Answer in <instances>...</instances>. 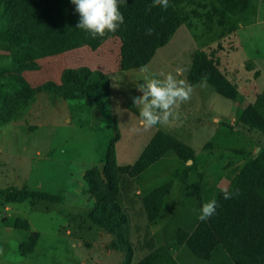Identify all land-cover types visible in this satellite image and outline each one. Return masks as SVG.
Instances as JSON below:
<instances>
[{
    "label": "rangeland",
    "instance_id": "374dc122",
    "mask_svg": "<svg viewBox=\"0 0 264 264\" xmlns=\"http://www.w3.org/2000/svg\"><path fill=\"white\" fill-rule=\"evenodd\" d=\"M204 12L200 9V18L180 26L150 62L138 69H117L119 42L110 40L97 50H72L40 61L36 71L22 72L32 87L48 81L59 84L65 69L88 68L107 75L114 119H103L91 99L67 106L59 99L54 104V99L39 95L36 103L41 104V115L26 125L0 126V194L10 188L29 192L10 194L13 203L5 202L7 191L0 195V264H122L124 253L113 249L115 237L94 228L88 220L93 202L85 176L91 168L103 170L104 152L113 142L116 166L132 167L158 131L191 147L196 163L192 167L191 161L182 162L170 152L134 178L122 172L118 175L116 191L128 221L131 264L161 245L169 249L178 264H213L215 257L196 260L176 244L175 238L179 229L189 231L200 221L197 217L202 205L191 186H199L203 204L214 199L218 191L228 189L246 162L264 146V135L236 124L237 111L264 95V24H257L255 18L249 27L240 25L239 31L221 35L222 27L212 21L207 24ZM259 14L258 21L264 19V11ZM196 51L218 60L219 71L236 87L239 100L221 97L202 81L193 86L191 99L181 104L179 119L141 127L139 109L132 103L133 97L141 95L139 84L146 83V77L174 72L177 67L186 70L183 78L187 80ZM7 55L9 50L0 44V70L16 74L18 69H11ZM46 102L54 104L50 110L65 114L67 119L51 115L42 105ZM59 106L61 109H54ZM31 125L37 127L27 128ZM49 182L63 185L64 198L37 189ZM166 185L170 194L164 198L157 220L149 223L143 199Z\"/></svg>",
    "mask_w": 264,
    "mask_h": 264
},
{
    "label": "trees",
    "instance_id": "16d2710c",
    "mask_svg": "<svg viewBox=\"0 0 264 264\" xmlns=\"http://www.w3.org/2000/svg\"><path fill=\"white\" fill-rule=\"evenodd\" d=\"M256 1L169 0L170 6L166 10L159 7L149 10L152 0H121L124 23L117 31L92 39L88 32L76 28L79 14L71 0H0V44L9 50L6 57L11 62V69H18L16 74L0 70V126L22 119L39 95L59 99L67 106L91 99L103 119H114L107 75L88 68L65 69L59 84L48 81L32 87L24 80L22 72L36 71L40 61L72 50H97L110 40L119 42L117 69H138L150 62L180 26L190 25L192 18H200V9L205 10L202 16L205 22H215L218 28L222 27L220 32L224 35L236 31L240 25L251 24ZM148 28L154 29L151 36L146 35ZM218 67V60L204 51H196L187 81L193 86L204 81L221 97L237 102L236 87ZM112 122L115 125L116 121ZM236 124L264 135V95L254 104L237 111ZM115 132L118 138L117 128ZM113 144L110 143L104 152L103 170L94 167L85 176L89 199L93 202L88 220L94 228L104 229L115 237L113 249L125 254L122 264H131L133 248L129 241L128 221L116 191L118 175L122 172L134 178L170 152L182 162L191 161L192 167L196 156L188 145L158 131L132 167L120 168L116 166ZM182 179L185 181L184 175ZM227 190L234 193L232 198L224 199L223 190L218 191L214 198L218 203L216 213L206 221H199L192 231L179 229L175 242L199 261H210L222 254L229 264H264V146L246 162ZM191 191L203 205L199 186L194 184ZM5 193L8 194L5 202L13 203L10 194L29 192L10 188L2 190L0 195ZM169 194L170 188L166 185L144 197L143 208L149 223L157 220L163 200ZM136 264L178 262L169 249L161 245Z\"/></svg>",
    "mask_w": 264,
    "mask_h": 264
},
{
    "label": "clouds",
    "instance_id": "9594fccd",
    "mask_svg": "<svg viewBox=\"0 0 264 264\" xmlns=\"http://www.w3.org/2000/svg\"><path fill=\"white\" fill-rule=\"evenodd\" d=\"M71 3L79 14L76 28L88 32L92 39L113 33L124 23L121 0H71ZM169 6V0H152L149 10L152 7L166 10ZM153 32V28L146 29V35L151 36ZM185 71L177 67L174 72L146 77V83L139 84L137 90L141 95L133 97L132 103L139 109L141 127L152 128L179 119L181 104L188 102L194 91L193 85L183 78ZM203 79L206 80V77ZM233 194L227 189L223 191L224 199H231ZM217 207L215 199L204 203L197 219L206 221L216 213Z\"/></svg>",
    "mask_w": 264,
    "mask_h": 264
},
{
    "label": "crops",
    "instance_id": "0c3cea01",
    "mask_svg": "<svg viewBox=\"0 0 264 264\" xmlns=\"http://www.w3.org/2000/svg\"><path fill=\"white\" fill-rule=\"evenodd\" d=\"M258 5L256 6V10H255V15H254V17H253V20H252V22H251V24H253L254 23V21H256L255 20V18L257 19V21H258V16L260 15L259 14V12L261 13L262 11H264V8H263V0H258ZM256 21V23L257 24H259V25H262V24H264V19H262V20H259L258 22ZM249 25L250 24H248V25H246V26H248L249 27ZM244 27V26H243ZM238 31H239V29H238ZM235 32V31H234ZM237 32V31H236ZM48 97V96H47ZM43 99V98H42ZM44 100V99H43ZM40 102H41V100H40ZM52 103H54L55 104V102H56V100L54 99L53 101H51ZM38 103H39V101L36 103V101L34 102V104L29 108V110L27 111V113L25 114V116L22 118V119H20V120H18V121H16V122H9L8 124H6V125H4L5 127V129H7L6 128V126H8L9 124H19V125H26V123H27V121L28 120H34L35 119V117H38L39 115H41V111L40 110H38V109H40L41 108V104L40 105H38ZM56 103H58V102H56ZM54 104L52 105H49L48 104V102H46L45 104H42L43 106H46V109H48L49 110V112L51 113V115H53V114H57L58 116H60L58 113H55V110H50V109H52L53 107H54ZM49 107H51V108H49ZM45 108V107H44ZM54 109H61V107L59 106V108H54ZM52 111V112H51ZM61 117H62V119L64 120H66L67 118H65V114H63V115H61ZM31 118V119H30ZM61 119V120H62ZM60 120V121H61ZM64 120V121H65ZM68 120H69V118H68ZM67 122H70V120L69 121H67ZM30 127H37V125H31V126H27V128H29L30 129ZM31 129H33V128H31ZM1 153H2V150H1ZM47 157L48 156H50V155H46ZM63 186V185H62ZM62 186H60V185H58V183H56V182H49V183H47L46 185H44V186H42V185H39L38 187H37V189L41 192H44L45 194H47V195H51V196H55V195H58V197H61V198H64V196H65V194H66V189H64V188H62ZM65 188H66V185L64 186ZM161 213V212H160ZM197 225V223L195 224V226ZM195 226L194 227H192V229L191 230H189V231H192L194 228H195ZM188 231V230H187ZM66 234H67V232H65ZM69 234V233H68ZM223 256H222V254L221 255H218L217 257H215V260H213L212 262H213V264H229V262L228 261H226L225 259L226 258H222ZM222 258V259H221ZM209 264V263H208ZM211 264V263H210Z\"/></svg>",
    "mask_w": 264,
    "mask_h": 264
},
{
    "label": "water",
    "instance_id": "95a60500",
    "mask_svg": "<svg viewBox=\"0 0 264 264\" xmlns=\"http://www.w3.org/2000/svg\"><path fill=\"white\" fill-rule=\"evenodd\" d=\"M188 162H190V161H188Z\"/></svg>",
    "mask_w": 264,
    "mask_h": 264
}]
</instances>
